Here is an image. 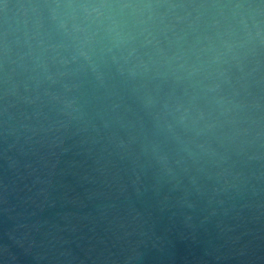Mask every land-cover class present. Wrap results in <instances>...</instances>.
Listing matches in <instances>:
<instances>
[{
	"label": "water",
	"instance_id": "95a60500",
	"mask_svg": "<svg viewBox=\"0 0 264 264\" xmlns=\"http://www.w3.org/2000/svg\"><path fill=\"white\" fill-rule=\"evenodd\" d=\"M0 264H264V0H0Z\"/></svg>",
	"mask_w": 264,
	"mask_h": 264
}]
</instances>
